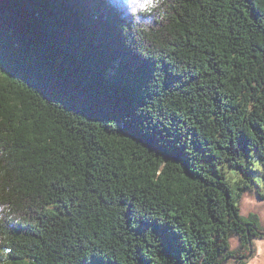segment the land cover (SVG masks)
Wrapping results in <instances>:
<instances>
[{
  "label": "trees",
  "instance_id": "trees-1",
  "mask_svg": "<svg viewBox=\"0 0 264 264\" xmlns=\"http://www.w3.org/2000/svg\"><path fill=\"white\" fill-rule=\"evenodd\" d=\"M118 2L0 0V206L17 213L0 260L244 258L264 236L240 213L264 199V0H165L147 32Z\"/></svg>",
  "mask_w": 264,
  "mask_h": 264
},
{
  "label": "clouds",
  "instance_id": "clouds-1",
  "mask_svg": "<svg viewBox=\"0 0 264 264\" xmlns=\"http://www.w3.org/2000/svg\"><path fill=\"white\" fill-rule=\"evenodd\" d=\"M116 6L125 10L135 27L147 32L152 27L151 17L164 11L165 0H119ZM16 215L11 204L0 206V225L5 220H14ZM11 251V248L0 250V257L6 258ZM0 264H7L6 259L0 260Z\"/></svg>",
  "mask_w": 264,
  "mask_h": 264
},
{
  "label": "rangeland",
  "instance_id": "rangeland-1",
  "mask_svg": "<svg viewBox=\"0 0 264 264\" xmlns=\"http://www.w3.org/2000/svg\"><path fill=\"white\" fill-rule=\"evenodd\" d=\"M240 213L243 217H248L250 214L257 216L261 229H263L264 232V199H261L254 192L245 194L240 202ZM240 244L241 243L238 238L231 239L230 250L237 252L241 247ZM247 253H248L247 249L245 248L242 250L240 249L241 255ZM241 263L264 264V236H261L259 239L253 240L250 256H247L246 258L241 257V259L236 258V260L228 259V261L225 264H241Z\"/></svg>",
  "mask_w": 264,
  "mask_h": 264
},
{
  "label": "water",
  "instance_id": "water-1",
  "mask_svg": "<svg viewBox=\"0 0 264 264\" xmlns=\"http://www.w3.org/2000/svg\"><path fill=\"white\" fill-rule=\"evenodd\" d=\"M251 247H252V245L250 244V245H249L250 251H249V253H248L247 256H250V254H251ZM247 256H245L244 258H246ZM225 263H226V261H225L223 264H225Z\"/></svg>",
  "mask_w": 264,
  "mask_h": 264
},
{
  "label": "bare ground",
  "instance_id": "bare-ground-1",
  "mask_svg": "<svg viewBox=\"0 0 264 264\" xmlns=\"http://www.w3.org/2000/svg\"><path fill=\"white\" fill-rule=\"evenodd\" d=\"M231 257V256H230ZM233 257V256H232Z\"/></svg>",
  "mask_w": 264,
  "mask_h": 264
}]
</instances>
